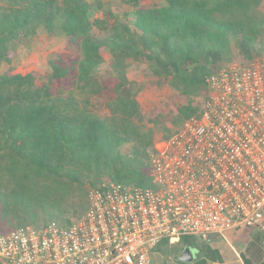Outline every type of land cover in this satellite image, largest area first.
I'll return each instance as SVG.
<instances>
[{"label":"trees","instance_id":"trees-1","mask_svg":"<svg viewBox=\"0 0 264 264\" xmlns=\"http://www.w3.org/2000/svg\"><path fill=\"white\" fill-rule=\"evenodd\" d=\"M117 1L0 0V67L39 32L61 33L69 50L49 60L44 79L0 71V233L66 228L86 212L89 190L103 183L153 186L156 139L138 84L127 76L130 62L145 64L144 75L185 102L177 108L181 126L198 113L206 78L234 52L247 63L264 51L263 0H162L152 7L148 0ZM103 49L111 55L108 68ZM93 98L104 99L103 113ZM242 236L243 263L264 264V234L247 228ZM167 245L156 250L176 264L186 246L219 259L190 238Z\"/></svg>","mask_w":264,"mask_h":264},{"label":"built area","instance_id":"built-area-1","mask_svg":"<svg viewBox=\"0 0 264 264\" xmlns=\"http://www.w3.org/2000/svg\"><path fill=\"white\" fill-rule=\"evenodd\" d=\"M206 85L198 113L155 141L151 188L103 183L66 228L0 233V264H149L162 241L264 234V55Z\"/></svg>","mask_w":264,"mask_h":264},{"label":"rangeland","instance_id":"rangeland-1","mask_svg":"<svg viewBox=\"0 0 264 264\" xmlns=\"http://www.w3.org/2000/svg\"><path fill=\"white\" fill-rule=\"evenodd\" d=\"M87 1L93 2L95 0ZM99 1L103 2L104 4L113 3L114 5H120L117 0ZM163 3L164 1L162 0H148L145 3V6L152 7L154 5H161ZM260 9L264 13V0L260 6ZM97 16L100 17L101 14L99 13ZM262 41V48L264 50V38ZM67 51L69 50H67L66 47V39L61 33L46 35L39 32L34 38H32L28 45L19 46L12 54L11 62L9 64H3L0 67V71H9L18 74L35 72L39 77L44 79L49 74V60L55 58L61 53H66ZM262 55H264V51L260 56ZM102 56L105 60L104 68H108L111 61L110 52L107 49H103ZM229 64L239 65L244 64V62L239 57L237 52H234L233 60ZM145 68V64L130 62L127 68V76L129 79L137 82L138 84L139 92L137 94V100L145 119L144 122L146 126L154 129L156 140H163L165 136L169 137L179 128L180 124L176 119L177 108L185 104V102L177 97V94L174 90L160 84L156 78L147 77L144 75L143 72ZM204 96L205 94L195 99L197 106L201 104ZM91 101L96 109L101 110L102 113L104 112V99L93 98ZM242 232L243 231L229 233L227 235L226 241L221 239L224 241L223 244L226 247L224 250L220 248L218 249L221 254L224 255L225 263L229 264L231 258L230 256L233 255L232 252H234V249H238L240 253L244 250L247 241L242 236ZM174 244H168L167 246L170 247ZM200 245L203 246L202 244ZM163 260L170 264H176V261L172 256H163L157 250L152 254L149 264H163ZM196 262L197 261L193 263L182 262V264H199Z\"/></svg>","mask_w":264,"mask_h":264},{"label":"crops","instance_id":"crops-1","mask_svg":"<svg viewBox=\"0 0 264 264\" xmlns=\"http://www.w3.org/2000/svg\"><path fill=\"white\" fill-rule=\"evenodd\" d=\"M221 239L226 241L227 236H225V238H216L211 242V244L208 245L209 248H211V250H214L215 252L218 253L219 259H214L215 255H213V254H209L207 256L201 255L197 259L192 260L190 263L197 261L196 263H199V264H227V263H225L224 255L221 254V252L218 249V248H220V249L224 250L226 247L223 244L224 241ZM232 253H233V255L230 256L231 258H230L229 264H244L241 257H240V252L238 251V249L237 250L234 249V252H232Z\"/></svg>","mask_w":264,"mask_h":264},{"label":"water","instance_id":"water-1","mask_svg":"<svg viewBox=\"0 0 264 264\" xmlns=\"http://www.w3.org/2000/svg\"><path fill=\"white\" fill-rule=\"evenodd\" d=\"M194 256L189 247H185L182 253L178 256V260L185 262V263H190L193 260Z\"/></svg>","mask_w":264,"mask_h":264},{"label":"flooded vegetation","instance_id":"flooded-vegetation-1","mask_svg":"<svg viewBox=\"0 0 264 264\" xmlns=\"http://www.w3.org/2000/svg\"><path fill=\"white\" fill-rule=\"evenodd\" d=\"M187 247H189V246H187ZM190 249H191V251H192V253H193V256H194V258H193V260H195V259H197L198 257H200L199 255H198V251L195 249V248H191V247H189ZM184 250V248L180 251V253L178 254V256L182 253V251ZM178 258V257H177Z\"/></svg>","mask_w":264,"mask_h":264}]
</instances>
